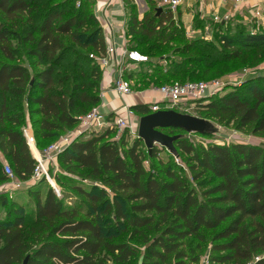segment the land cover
I'll return each instance as SVG.
<instances>
[{"label": "trees", "instance_id": "obj_1", "mask_svg": "<svg viewBox=\"0 0 264 264\" xmlns=\"http://www.w3.org/2000/svg\"><path fill=\"white\" fill-rule=\"evenodd\" d=\"M125 2L129 50L155 54L185 39L186 29L171 10L158 13L151 4L140 19L134 0ZM216 36L227 61L249 52L264 58V30L233 31L224 22ZM106 49L91 0L80 7L72 0L50 5L48 0H0V152L18 181L30 182L36 166L24 133L27 117L40 151L49 146L44 143L75 130L102 102L103 69L91 55L103 57ZM23 53L48 66L34 73L19 61ZM137 65L154 66L151 60ZM176 77L167 73L155 84L182 83ZM263 86L261 75L243 88L190 104L202 112L199 118L264 136ZM131 109L141 117L152 114L147 105ZM163 132L181 136L174 147L179 157L187 158L189 174L161 158L164 148L156 146L150 154L130 130L115 140L116 131L109 129L75 140L58 157L64 173L55 179L86 200L85 214L67 206L64 193L58 197L53 188L43 198L31 188L33 219L24 206L0 195L6 212L0 218V264H130L139 249L114 240V234L128 228L133 238L145 231L155 236L145 240L140 264H183L186 240L201 238L203 231H214L216 242L224 241L214 245L212 251L224 255L212 256V264H264V146L197 144L182 130ZM8 180L0 163V184Z\"/></svg>", "mask_w": 264, "mask_h": 264}, {"label": "rangeland", "instance_id": "obj_2", "mask_svg": "<svg viewBox=\"0 0 264 264\" xmlns=\"http://www.w3.org/2000/svg\"><path fill=\"white\" fill-rule=\"evenodd\" d=\"M62 0H48L50 4L60 3ZM199 19V17L197 18ZM194 25L192 28L187 29L184 24L180 23L185 27V39H179L173 43H169L161 51L155 54L143 53V55L148 56L151 61H153L154 66H143L135 64H126L124 69L127 71L128 75H132V88L134 94H141L142 92L148 91L152 88L158 87L155 84V80L160 79L159 76L164 74H178V77L173 80L179 82L188 81H200L206 83L219 82L223 85L221 91L216 95L218 96L223 93L228 92L230 89L243 88L247 81L252 79H258L261 75H264V58L256 59L253 52H249L245 57L236 61H227L225 59L226 51L222 48L221 43L217 40V33L221 25L220 22L205 20V19H194ZM227 26H231V29L235 31L237 28L246 29L252 33L264 30V26L258 25L257 23L245 22L241 23L239 20L228 19L226 20ZM227 28V27H226ZM225 28V29H226ZM28 49L27 47L25 48ZM21 63L30 67L34 73L43 70L48 64H40L36 62L35 59L29 58L22 54L20 60ZM159 75V76H158ZM194 77V78H191ZM173 81V82H175ZM165 82L161 85H164ZM250 86H245L244 89H248ZM264 87V86H263ZM247 91V90H246ZM213 96V97H214ZM176 110L179 113L188 114L192 116L201 117L202 112L198 109L197 105H178ZM26 111L28 115V106L26 105ZM138 117L139 120L141 116L135 114V118ZM212 131L214 134L211 136H199L194 134H183L184 137L189 138L195 143H219V144H233V143H248L252 145L264 146V136L255 135L252 130L239 131L236 127L231 124H220L213 119H209ZM27 123L31 124V121L27 117ZM139 123L135 131L138 135ZM63 137V135L61 136ZM85 137H88L86 135ZM58 139L44 145H51L56 143ZM161 158L167 161L168 159L175 163L179 167H182L184 171L188 174L189 166L186 159L179 157L178 155L170 154L166 149L162 151ZM6 158L0 155V163L4 168ZM7 161V160H6ZM147 168L150 170L152 164H148ZM58 173H64L62 168L58 169L52 167V175L57 176ZM78 181L83 183H88L83 178L78 177V175L73 176ZM19 182L16 177L10 179L4 183L0 184V195L7 194L10 201L15 202L17 205L24 206L27 210L30 219L35 217L36 213V199L32 195V187L35 190H40L43 195L49 188H52L49 183H41L34 185H25L21 187H14L13 183ZM59 188L61 189V194L64 193V202L67 206H75L80 209L81 214H85L88 211L86 200L80 198L73 191L69 190L64 184L56 181ZM67 183V181H64ZM38 184V185H37ZM217 184L215 182L213 186ZM212 186V185H211ZM210 186L205 189H209ZM5 210L0 208V218L5 216ZM124 228V227H122ZM133 229L128 228L126 231L118 234L115 237V241L119 243H129L137 247L140 254L132 260L130 264H140L141 258L145 250V240L153 239L155 236L152 233L146 232L142 236H137L133 238ZM216 232L214 231H203L201 238H189L186 240L184 246V251L187 258L182 260L183 264H212L210 259L212 256H223L224 253L213 252L212 249L214 245L224 243V241H217L214 238ZM217 264V263H213ZM246 264H253V262H248Z\"/></svg>", "mask_w": 264, "mask_h": 264}, {"label": "built area", "instance_id": "obj_3", "mask_svg": "<svg viewBox=\"0 0 264 264\" xmlns=\"http://www.w3.org/2000/svg\"><path fill=\"white\" fill-rule=\"evenodd\" d=\"M77 7L88 0H72ZM185 0H156L158 6L161 8L169 9L175 12ZM261 12H257L256 16L259 17ZM228 18L213 17L215 22H224ZM109 31H112L111 24L106 21ZM104 30V29H103ZM109 31L106 30L107 34ZM105 34V33H104ZM91 58L97 60L103 70L114 69L116 77L114 80L113 91L118 97H128L133 94L132 83L126 78L125 65L126 64H144L150 62L148 56L143 55L136 50H129L127 47L123 49L116 48L115 44L109 43L106 49V54L103 57L91 55ZM131 65V64H130ZM223 85L219 82L206 83V82H187V83H174L165 85L158 89L161 95V102L146 104L150 106L152 113L161 110H173L178 105H188L190 103L202 101L204 99L213 97L221 91ZM164 105V108L162 107ZM129 117L123 118L120 115L107 117L99 106L94 107L86 115H84L79 122L78 127L70 134L63 136L56 143L49 145L43 151L34 150V158L36 166L33 172L31 182L35 183L41 180H46L54 189L58 197L61 196V189L59 188L54 175H52V167L58 169V157L63 153L75 140L82 138L86 135L100 134L109 129L116 131L115 140H119L125 130H130L133 136H138L135 131L138 126L139 120L135 119V113L132 109H127ZM25 136L29 145L36 148V143L30 128L24 130ZM34 148V149H35ZM37 149V148H36ZM4 173L10 179L15 178L13 169L9 164H5ZM14 187L25 186V182H14Z\"/></svg>", "mask_w": 264, "mask_h": 264}, {"label": "crops", "instance_id": "obj_4", "mask_svg": "<svg viewBox=\"0 0 264 264\" xmlns=\"http://www.w3.org/2000/svg\"><path fill=\"white\" fill-rule=\"evenodd\" d=\"M134 2L140 19H142L144 14L149 10L151 4H156L158 8H161L158 6L156 0H134ZM91 3H93L94 14L100 22L102 29H104L103 33H105L106 48L109 43H112L115 44L116 48L123 49L127 47V49H129L126 27L129 11L125 0H91ZM162 9L163 11L167 10L165 8ZM257 12H261L259 17L256 16ZM173 13L176 19L178 21L180 20L187 29L193 27L196 17H199L201 20L209 19L213 21L214 16H218L222 19L228 17L229 19L236 18L242 22L247 21L249 23L254 21V23L264 26V0H185ZM106 21H109L111 24V32L106 25ZM106 30L109 31V34H107ZM125 75L128 80H132V75H128L126 70ZM115 77L116 73H114V69L103 70V80L101 83L102 102L99 107L107 117L120 115L123 118H128L129 114L127 109L139 105H146L147 103L152 104L161 102L162 97L158 91V87L142 92L141 94L133 93L128 97H118L113 91ZM162 107L164 108V105ZM134 120H139V118L136 117ZM27 128H30L33 134L30 124ZM73 131L74 130L71 132ZM30 148L34 157V150H39L36 149L37 147L33 149L30 146ZM0 155L3 156L1 152ZM5 164H9L8 161L5 160ZM28 184L32 186L35 183L31 181L25 182V185Z\"/></svg>", "mask_w": 264, "mask_h": 264}, {"label": "water", "instance_id": "obj_5", "mask_svg": "<svg viewBox=\"0 0 264 264\" xmlns=\"http://www.w3.org/2000/svg\"><path fill=\"white\" fill-rule=\"evenodd\" d=\"M162 12L163 9L159 8L158 13ZM165 129H177L187 134L200 136L214 134L208 120L179 113L175 110H161L141 117L139 121L138 137L143 140L150 154L156 146H159L173 155H177L174 142L181 136H169L163 132Z\"/></svg>", "mask_w": 264, "mask_h": 264}, {"label": "bare ground", "instance_id": "obj_6", "mask_svg": "<svg viewBox=\"0 0 264 264\" xmlns=\"http://www.w3.org/2000/svg\"><path fill=\"white\" fill-rule=\"evenodd\" d=\"M33 149H34V147H33Z\"/></svg>", "mask_w": 264, "mask_h": 264}]
</instances>
